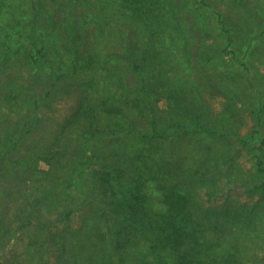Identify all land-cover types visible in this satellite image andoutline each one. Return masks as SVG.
Wrapping results in <instances>:
<instances>
[{"label": "trees", "instance_id": "trees-1", "mask_svg": "<svg viewBox=\"0 0 264 264\" xmlns=\"http://www.w3.org/2000/svg\"><path fill=\"white\" fill-rule=\"evenodd\" d=\"M197 1L212 7L207 0ZM182 3L187 6V0H0V71L23 78L19 88L0 91L4 113L35 106L65 79L98 73L84 79L90 94L71 115L63 157L54 150L61 165L53 171L29 164L32 169L25 172L38 176L24 195L29 207L21 206L17 216L38 222L52 209L69 206L68 213L80 208L90 219L82 229L65 226L62 234L55 233L60 257L54 264H264V259L250 258L249 247L224 228L254 221L264 215L263 208L235 201L206 205L198 199L202 184L209 196L216 195L224 161L217 145L224 134L215 133L193 100L184 104L165 90L171 78L163 72L167 63L174 71L194 73L190 51L181 45L177 49L170 39L179 27ZM215 13L214 34L207 35L217 34L218 46L227 45L223 36H231L230 31L223 15ZM259 28L264 33V24ZM131 39L135 44L127 46ZM225 50L220 49L222 55ZM120 51L140 76L135 89L123 83L116 58ZM149 56L153 65L161 64L155 72L149 71ZM234 56L236 67L248 69L246 60ZM110 78L121 85L108 84ZM4 81L0 75V87ZM156 83L164 92V111L149 89ZM44 86L52 91L41 92ZM108 136L116 139L110 147L100 139ZM189 136L198 148L191 162L195 169L183 154L189 151ZM260 141L257 147L251 143L255 174L244 184L236 182V174L227 177L249 192L264 190V138ZM15 145L0 148V162L20 160H12ZM7 169L0 164L1 175ZM205 169L211 171L204 174ZM199 172L204 175L190 189L185 175ZM4 215L0 206V225Z\"/></svg>", "mask_w": 264, "mask_h": 264}, {"label": "rangeland", "instance_id": "rangeland-1", "mask_svg": "<svg viewBox=\"0 0 264 264\" xmlns=\"http://www.w3.org/2000/svg\"><path fill=\"white\" fill-rule=\"evenodd\" d=\"M207 1L212 6L211 9L197 0H187V6L184 3L179 6V27L172 30L170 39L177 49L181 45L190 51L194 73L190 75L182 69L174 71L171 63H167L168 65L163 67V72L171 78L165 84V90L179 96L178 99H181L184 104L193 100L198 108L204 109L202 116L207 115L206 118L204 117L205 121L214 128L215 133L224 134L218 139L217 145L224 161L216 195L209 196L201 183L202 185L197 187L200 202L214 206L234 201L245 202L251 207L264 209V190L249 192L227 178L236 174L234 175L236 182L244 184L247 176L255 174L257 170L254 151L255 147L261 143L260 139L264 138V33H259V27L264 24V0ZM215 12L223 15L225 25L230 31L231 36H225V34L223 36L229 42L227 45L222 42L218 46L217 34L210 37L207 35V33L214 34L211 31H215L214 21L217 16ZM176 24L177 21H175ZM205 30L209 31L205 32ZM134 44L135 40L131 39L127 46ZM224 48L226 54L222 55L220 49ZM235 54L248 62V69L235 66ZM179 56L181 54H177V57ZM116 58L120 61L119 64L122 63L119 71L124 78L125 87L135 89L140 76L130 69V64L128 60L125 61L122 51L116 52ZM149 60L147 62V64L150 63L149 71L150 68L154 69V72L158 70L157 66L160 67L161 64L153 65L152 62L155 63V60L150 56ZM147 73L150 72L144 74ZM92 74L98 73H93L91 70L87 75L65 79L58 84L53 95L47 94L45 99H39L35 106L27 105L23 110L11 113H4L6 108L0 109V148H6L16 142L12 160L21 156L20 160L17 159L14 164L9 160L0 162L8 167L5 175L0 174V206L5 208L6 212L0 225L2 227L0 230V262L2 264H54L57 257H60L59 248L55 244L58 241L55 233L62 234L64 232L62 228L65 226L82 229V225L90 220L82 216L80 208L68 213L66 209L69 206L52 209L38 222H26L27 219L20 218L16 213L21 206H28L29 202L24 195L27 190L30 191V187L38 176L34 174L26 176V168L32 169L31 165H35L37 170L49 168L54 171L61 165L60 157L54 154V150H58V154L63 157L60 151L64 148L66 131L71 126V115L85 96L90 94V90L86 89L83 82ZM0 75L5 77L0 87V91L4 89V92L8 86L19 88L23 80L20 75L11 78L10 73L6 74L2 71ZM110 79L111 82L108 84L114 87L121 85L117 78ZM10 80H12L11 85H9ZM160 87L161 85L156 83L150 85L149 89L159 109L164 111L166 100L163 90H159ZM45 89L50 90L48 86H44L41 92ZM4 92H0V102ZM165 115L163 113L161 117ZM198 120L203 123L200 118ZM142 121L141 124L148 127V120ZM100 139L107 147L116 142V139H111L109 136ZM186 140L191 144H185L190 148L183 154H186L184 156L186 161L191 163L194 160L193 156H197L193 150L196 151L198 148L193 145L195 138L189 136ZM207 142H209L208 139H206ZM252 142L255 143V147L251 144ZM79 147L81 145L78 144L75 149ZM191 165L194 169L196 168L195 161ZM199 166L202 169V166ZM207 170L209 169H205L203 173L205 174ZM195 173L185 175L190 189H194L196 185L191 186V184L200 180L199 175L202 174ZM79 184L78 182L73 186L72 191L76 192ZM254 218V221L248 220L246 224L238 227L226 223L224 228L234 238L249 247L250 258L262 261L264 243L261 238H264V215ZM254 250L255 253L252 252Z\"/></svg>", "mask_w": 264, "mask_h": 264}]
</instances>
